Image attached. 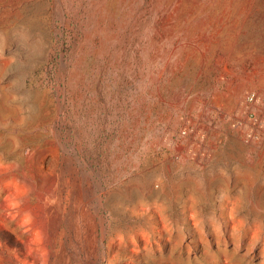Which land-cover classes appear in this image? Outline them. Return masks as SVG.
<instances>
[{
  "label": "rangeland",
  "instance_id": "rangeland-1",
  "mask_svg": "<svg viewBox=\"0 0 264 264\" xmlns=\"http://www.w3.org/2000/svg\"><path fill=\"white\" fill-rule=\"evenodd\" d=\"M248 91L264 0H0V264H264Z\"/></svg>",
  "mask_w": 264,
  "mask_h": 264
},
{
  "label": "built area",
  "instance_id": "built-area-1",
  "mask_svg": "<svg viewBox=\"0 0 264 264\" xmlns=\"http://www.w3.org/2000/svg\"><path fill=\"white\" fill-rule=\"evenodd\" d=\"M259 106H264V97L256 91H248L239 102L238 115L228 121L232 131L246 145L257 143L264 135V115L259 111ZM186 121L191 123L189 118ZM187 132L188 128L181 129L183 135Z\"/></svg>",
  "mask_w": 264,
  "mask_h": 264
}]
</instances>
